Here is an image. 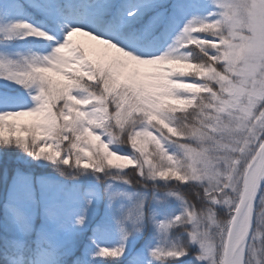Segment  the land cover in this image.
I'll return each instance as SVG.
<instances>
[{"label": "snow or ice", "instance_id": "snow-or-ice-1", "mask_svg": "<svg viewBox=\"0 0 264 264\" xmlns=\"http://www.w3.org/2000/svg\"><path fill=\"white\" fill-rule=\"evenodd\" d=\"M0 264H264V0H0Z\"/></svg>", "mask_w": 264, "mask_h": 264}]
</instances>
